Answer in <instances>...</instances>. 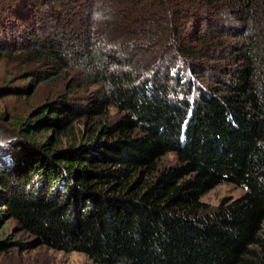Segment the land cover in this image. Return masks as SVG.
<instances>
[{
	"label": "trees",
	"instance_id": "obj_1",
	"mask_svg": "<svg viewBox=\"0 0 264 264\" xmlns=\"http://www.w3.org/2000/svg\"><path fill=\"white\" fill-rule=\"evenodd\" d=\"M10 54L45 67L38 84L88 61L102 92L13 117L0 256L14 220L98 264H264V0H0ZM169 153L177 163L161 166ZM222 183L245 192L206 209Z\"/></svg>",
	"mask_w": 264,
	"mask_h": 264
},
{
	"label": "rangeland",
	"instance_id": "obj_2",
	"mask_svg": "<svg viewBox=\"0 0 264 264\" xmlns=\"http://www.w3.org/2000/svg\"><path fill=\"white\" fill-rule=\"evenodd\" d=\"M87 12H84L85 16L90 15ZM82 29L84 30L80 25L79 27L76 26L74 30L72 27L70 31H67V34L71 35V39H74L75 35H72V33L74 31L80 33ZM238 40L236 37L226 38L228 46L236 45ZM72 42L75 47H78V42L80 41L77 39L76 43L75 41ZM128 50L131 52L132 46ZM156 50V48L152 49L153 55H156ZM106 52L109 54L108 51ZM71 61L72 67L67 68V71H64L62 76L38 84L33 81L34 73L32 71L45 67L42 68L39 63L28 62L21 58L18 59L13 54L2 56L0 59V92L6 87H13L17 84H30L34 87V91L33 94H26L22 97H17L11 93L5 95L3 98L0 95V164L6 161L5 159L9 154V145L15 138V133L10 126L13 117L17 120H24L30 116L35 108L61 95L68 98L86 100L88 96L99 95V92H102L100 84H92L91 79L87 77L89 70L86 63L88 61L85 64L78 63L77 66H75V58ZM217 62L219 61H214V63L209 62V65H219L220 62ZM200 81L205 85L211 83V80L207 77ZM82 82H84L85 88H77V85ZM120 116L121 113H118L116 108H110L108 114L110 119L115 120ZM79 126H83V124L79 123ZM177 161L176 155L169 153L163 157L161 166L174 165ZM244 192L245 189L237 187L232 183H222L204 194L201 201L205 204L206 209L212 210L216 209L224 199L238 198ZM5 234L11 237L13 245L0 256V264H98L85 253L55 250L46 245L39 244L37 238L21 229L14 220L8 221Z\"/></svg>",
	"mask_w": 264,
	"mask_h": 264
}]
</instances>
